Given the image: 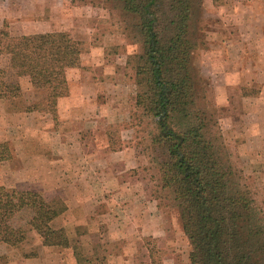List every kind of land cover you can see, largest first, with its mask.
I'll return each mask as SVG.
<instances>
[{"label":"rangeland","instance_id":"rangeland-1","mask_svg":"<svg viewBox=\"0 0 264 264\" xmlns=\"http://www.w3.org/2000/svg\"><path fill=\"white\" fill-rule=\"evenodd\" d=\"M228 5L231 0H193L191 77L199 107L216 121L231 164L243 171L247 183L254 187L258 208L264 212L263 59H244L243 44L231 43L230 36L237 39L248 29L241 23L244 16L229 12ZM229 22L235 28H230ZM136 23L133 15L90 1L0 0V27L6 34L0 53V170L5 165L2 162L9 160L6 166L12 173L11 178L0 176V184L21 177L14 173L20 169L17 159L22 140L32 143L27 148L30 159L37 152L36 142L49 152L51 161L63 157L61 153L69 147L77 151L71 156L76 160L97 158L95 153L83 155L80 149L84 148L122 151L116 155V165L124 164L123 170L113 173L125 179L122 185L105 175L101 187H65L67 196L79 189L81 197L99 199L93 211L99 221L89 225L92 229L82 223L76 227L73 221L84 254L91 255L93 246L101 244L104 247L98 255L105 256L101 264H149L150 253L156 262L160 257L162 264H189L190 246L178 211L160 189L156 162L165 160V154L150 153L148 161L139 129L130 118L135 87L129 59L142 53L133 33ZM252 32L259 34L255 29ZM67 40L84 44L82 56L66 70L69 93L60 102L68 101L70 107L65 103L54 118L49 113L28 112L39 95L31 89L27 63L6 53L7 46L14 50L30 45L49 47ZM14 84L22 91L17 97L7 91ZM91 114L115 118L107 122V139H91L98 125L89 122ZM84 116L88 119L81 118ZM24 217L18 214L13 225L22 224ZM72 227L61 230L62 235L70 237ZM116 229L120 231L113 234ZM31 240L34 243L32 236Z\"/></svg>","mask_w":264,"mask_h":264},{"label":"trees","instance_id":"trees-1","mask_svg":"<svg viewBox=\"0 0 264 264\" xmlns=\"http://www.w3.org/2000/svg\"><path fill=\"white\" fill-rule=\"evenodd\" d=\"M70 1L106 4L137 19L133 33L142 53L129 59L135 87L130 118L139 129L148 161L150 153L165 154V160L156 162L160 189L178 211L190 246L189 264H264V212L258 208L254 187L231 164L216 121L198 105L190 70L195 49L189 30L193 0ZM4 37L1 30L0 48ZM83 46L71 40L19 50L7 46L6 53L27 63L31 89L39 95L28 112L56 117L58 100L69 93L66 70L83 53ZM7 91L12 97L22 92L18 84ZM66 210L59 197L44 199L36 192L0 186V243L26 259L36 258L42 247H59L72 248L76 264L105 262V256L98 255L101 244L86 255L79 240L51 228ZM18 214L26 217L16 226ZM35 234L39 245L31 240ZM149 259V264H162L151 253Z\"/></svg>","mask_w":264,"mask_h":264},{"label":"crops","instance_id":"crops-1","mask_svg":"<svg viewBox=\"0 0 264 264\" xmlns=\"http://www.w3.org/2000/svg\"><path fill=\"white\" fill-rule=\"evenodd\" d=\"M231 1L232 5H228L227 9L229 10V12H233L234 15H238L241 13L240 15L244 16L241 23L244 27H246V29H248V31H245V34L238 35L237 39L236 35L230 36L231 43L233 45L236 44V41L242 43L244 53L243 58L255 59L260 57L261 59H263L264 68V0ZM228 25H230V28H235V26H232L233 24L231 25L230 22L228 23ZM252 29H255V31L257 30L259 34L256 35V32L253 33ZM254 42H256L255 44H259V50H256L255 45H253ZM255 53L259 54L257 55ZM262 92H264V86L262 88ZM63 98H60L58 100L57 110L63 109L65 103H67L66 106L69 105L68 107H70L68 101L60 102L64 101ZM262 112L264 114V109L262 110ZM0 116H2L3 118V114ZM81 118L85 120L88 119L85 116ZM113 119L115 118L110 119L103 114L89 115V122L98 124L97 127H95L92 131L93 134H91V139H107L109 136L106 129L107 124L109 123V121L113 122ZM31 144L32 143L29 144L28 140H26V142L25 140L19 142L18 148L22 149V153H20V157L17 159L20 169L17 173L14 171V174H19L21 175V177L16 178L15 180L12 179L14 181H11L10 183L0 184V186H9V188L13 187V189L17 191L37 192L44 199H51L54 197L61 198L66 203L67 210L50 223L51 228L55 231L61 233V230H65L67 227H72L73 221L75 222L76 227H78L77 225L82 223V225L87 226L88 230L92 229L89 227V225L93 226L94 221H97V223L99 221L96 220L99 219V216L93 214V211L95 210L97 205L96 202H98L99 199L93 197L85 198V196L81 197L80 194H77L79 192V189H77V191L70 192V195L67 196V189H65V187H101L102 185H104L103 181H105L107 177L113 179L115 178V182L119 185H122L125 179H123L121 175L117 176V172L116 174H113L115 173V171L123 170L124 164H121V166L116 165V163L119 161L116 155L119 156L122 151H110L111 153H109L105 147L99 148V150H93V148H84L80 149L81 151H84L83 155L95 153L96 155H98L96 156L97 158L92 159L87 156L88 159L76 160L71 159V156L73 155V152L77 151L69 147L66 150H63V152L61 153V155H64L63 157H58L55 158L54 161H51L53 159L50 157L51 155L49 154L48 150V153L43 151V146L39 145L38 142L35 143L37 152H35V155L33 154L30 159V156H28L27 154V152L29 153L30 151H28L27 148L29 149ZM78 154L81 155L80 153ZM8 161L9 160L2 162L5 164L4 167H2V169L0 170V176L3 175L2 178H11L12 176V173H9V168H7L6 166V163ZM111 162H113L114 165L111 164ZM105 172H107V174ZM109 172H111V174H109ZM105 175H107L106 178H104ZM65 199H67L68 202ZM77 214H81V216H78ZM93 215L95 217H93ZM73 227V231L71 230L73 234L70 237L77 239L78 233L75 230L76 227ZM112 231L113 234H117V231L120 230L116 229ZM32 237L35 240L33 244L39 245V237L36 234ZM0 264H76V262L73 257L72 248L42 247L39 249L38 256L36 258L26 259L23 258L12 247L0 243Z\"/></svg>","mask_w":264,"mask_h":264}]
</instances>
